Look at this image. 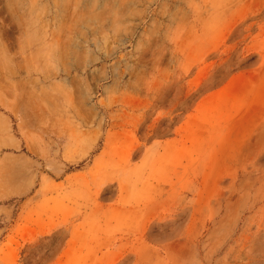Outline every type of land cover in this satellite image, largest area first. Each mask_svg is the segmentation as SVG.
<instances>
[{"label":"rangeland","instance_id":"obj_1","mask_svg":"<svg viewBox=\"0 0 264 264\" xmlns=\"http://www.w3.org/2000/svg\"><path fill=\"white\" fill-rule=\"evenodd\" d=\"M0 206V264H264V0H0Z\"/></svg>","mask_w":264,"mask_h":264},{"label":"crops","instance_id":"obj_2","mask_svg":"<svg viewBox=\"0 0 264 264\" xmlns=\"http://www.w3.org/2000/svg\"><path fill=\"white\" fill-rule=\"evenodd\" d=\"M6 211H8L6 207L0 206V217H3L6 213ZM31 226H33V225H31Z\"/></svg>","mask_w":264,"mask_h":264}]
</instances>
